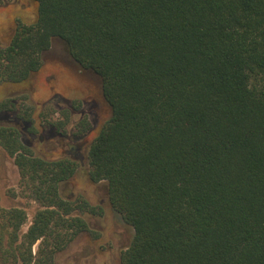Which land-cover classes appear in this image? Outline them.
<instances>
[{"label":"trees","instance_id":"obj_1","mask_svg":"<svg viewBox=\"0 0 264 264\" xmlns=\"http://www.w3.org/2000/svg\"><path fill=\"white\" fill-rule=\"evenodd\" d=\"M35 1L36 19L0 46V84L26 81L55 37L100 77L111 115L88 178L133 229L121 264H264V0ZM20 134L0 124L21 194L39 204L22 260L54 264L86 226L59 193L77 164L38 157ZM9 216L13 230L25 217Z\"/></svg>","mask_w":264,"mask_h":264},{"label":"rangeland","instance_id":"obj_2","mask_svg":"<svg viewBox=\"0 0 264 264\" xmlns=\"http://www.w3.org/2000/svg\"><path fill=\"white\" fill-rule=\"evenodd\" d=\"M36 9L35 0H0V46L10 41L18 21L30 23L36 19ZM41 58V67L26 81L0 84V101L11 97L16 102V111L0 114V124L18 127L22 141L32 148L34 154L45 153L48 157H56L61 152L55 149L45 150L44 144L39 142L40 134L44 139H49L50 124L60 117L59 111L64 110L62 113L70 115L71 118L86 120L88 131L83 136L88 141L84 149L87 163L76 168L75 173L61 184L60 191L64 198H86L101 210L99 215L77 213L85 217L89 230L76 234L55 255L53 262L121 264V252L130 244L133 229L112 208L106 182H93L88 178L89 146L111 115V109L102 95L101 79L94 71L82 68L60 38L52 39L50 47L42 51ZM26 112L30 119H21L20 116H25ZM30 128L34 131L31 132ZM18 179L13 158L0 146V206L18 205L26 211L27 219L22 227L24 232L38 206L32 200L21 196ZM38 245V242L33 244L32 255ZM13 261L14 264H24L22 259L11 260L0 251V264H12Z\"/></svg>","mask_w":264,"mask_h":264},{"label":"flooded vegetation","instance_id":"obj_3","mask_svg":"<svg viewBox=\"0 0 264 264\" xmlns=\"http://www.w3.org/2000/svg\"><path fill=\"white\" fill-rule=\"evenodd\" d=\"M63 111H59L60 117L55 122H52L50 124L51 134L49 136V139H44L43 136H41V134L39 136V142L44 144L43 148L45 150L53 151L55 149V150L60 151L61 154L56 156V157H48L45 155V153L35 154V155H37L38 157L43 158L45 160L69 159L70 161L76 163L77 167H81L83 165L85 166L87 163V161H86L87 158H86V155L84 154V149L87 146L88 141L84 140L83 135H85L86 131H88V128L87 129L84 128V124L81 123V121H82L81 119H77L74 117L71 118L70 115L63 114L62 113ZM69 120H71V121H69ZM9 125H11V124H9ZM46 140H47V142H46ZM44 142H46V143H44ZM43 148H42V150L44 151ZM31 150H32V148H31ZM13 163H14V161H13ZM75 171H74V173H75ZM18 175H19V172H18ZM69 178H70V176H69ZM69 178H67L66 180H68ZM66 180H64V181H66ZM63 182H61L59 185L60 195H61L60 187H61V184ZM18 188H19V179H18ZM19 192L21 194L20 188H19ZM21 196H23V195L21 194ZM62 198L64 200L72 202L75 206H80V207L74 209V212L72 215L81 217V219L85 221L86 226L84 229L78 231L76 234H79L80 232L88 231L89 227H88L87 221L84 219L85 217H83L77 213L82 212V213L90 214L91 213L90 206H92L91 202H89L86 198H79V199H75V200L69 199V198H64L63 196H62ZM32 201L35 202L37 204V206L39 207V204L36 201H34V200H32ZM96 209H97V211L94 214L99 215L101 213V210L98 207H96ZM17 210L23 212V215H25V217H23L24 220L19 224V227L17 229L13 230V226H14V225H12L13 220H11L9 218L10 217L9 213H12V211H17ZM26 216H27L26 211L18 205H10L7 207L0 206V247L2 248V249L0 248V251L3 252V255L7 256V258H10L11 260L17 259V258L22 259L23 255L27 251V245L23 244V239H24L23 237H24V233H26L28 231L30 225L33 223V219L30 222V225L28 226L27 230L22 232V227L26 223V219H27ZM15 221L17 222L16 219H15ZM75 235H74V237H75ZM11 242H13V243H11ZM36 242L40 243V239L37 240ZM33 244H32V246H33ZM32 246H31V248H32ZM61 250H59V251H61ZM59 251L55 252V254L53 256L54 258H55V255ZM33 253H34L33 255H36L37 250H34ZM14 263L15 262L13 261L12 264H14Z\"/></svg>","mask_w":264,"mask_h":264}]
</instances>
